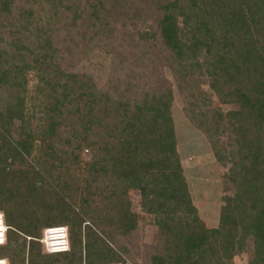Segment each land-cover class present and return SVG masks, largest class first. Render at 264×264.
Masks as SVG:
<instances>
[{"label": "trees", "instance_id": "16d2710c", "mask_svg": "<svg viewBox=\"0 0 264 264\" xmlns=\"http://www.w3.org/2000/svg\"><path fill=\"white\" fill-rule=\"evenodd\" d=\"M32 1L34 10L33 2L0 0V210L8 226L0 257L9 264H124L98 228H136L128 198L134 189L165 237L164 252L151 264H233L249 243L251 264H264V0L156 5L177 79L206 75L218 100L232 106L210 111L204 95H193L192 107L199 108L193 123L208 136L217 161L229 165L224 188L230 193L214 228L199 219L183 174L171 89L135 97L124 89L113 97L90 76L63 69L46 12L68 8L76 19L81 4ZM85 4L92 25L104 21L102 0ZM223 134L227 148L218 144ZM83 146L91 155L82 165ZM72 169L80 176L76 183ZM68 188L81 192V203L66 195ZM56 225L67 226L70 250L42 253V229Z\"/></svg>", "mask_w": 264, "mask_h": 264}, {"label": "rangeland", "instance_id": "374dc122", "mask_svg": "<svg viewBox=\"0 0 264 264\" xmlns=\"http://www.w3.org/2000/svg\"><path fill=\"white\" fill-rule=\"evenodd\" d=\"M102 1L108 12L104 21L95 26L89 21L90 7L85 4V0L67 2L71 5L76 3L75 6L81 4L82 10L76 19L72 18V9L68 8L57 7L46 12V15L53 18L49 26L53 43L58 50V63L67 71L90 76L97 88L113 97L124 89L129 97L140 96L145 91L162 92L166 88L171 89L177 150L188 190L205 227H217L223 196L230 193L224 188L227 186L225 174L229 165L217 161L208 136L193 123L199 110L192 107L193 95H204V104L210 111H226L232 106L218 100L209 88L206 75L195 74V79L189 78L190 82L177 79L174 56L163 45L157 26L160 13L156 5L159 0ZM16 2L23 4L33 1ZM32 4L30 7L34 10L35 4ZM28 80L32 95L36 84L33 73L28 76ZM228 143L226 134L218 140V144L225 148ZM90 155L89 147L83 146L79 150L82 165L90 161ZM66 175L68 172L64 170L62 176ZM69 178L76 183L75 180L80 176L72 169ZM72 194L80 200L81 192L66 193ZM128 198L138 215L136 228L123 232L117 225L109 224L100 225L98 229L105 241L118 251L124 264H151L153 255L164 252L165 237L154 223L153 216L142 210L138 191L130 189ZM114 199L115 197L112 200ZM79 203L81 200L76 204ZM86 220L90 225H95L89 218ZM41 251L45 253L42 247ZM252 257V243H249L243 252L233 257L232 263L251 264Z\"/></svg>", "mask_w": 264, "mask_h": 264}, {"label": "built area", "instance_id": "2783aa9c", "mask_svg": "<svg viewBox=\"0 0 264 264\" xmlns=\"http://www.w3.org/2000/svg\"><path fill=\"white\" fill-rule=\"evenodd\" d=\"M7 228L5 216L0 211V246L7 242ZM43 252L47 254L65 253L70 250L69 231L65 225L47 226L42 229L39 239ZM0 264H9L7 258L0 257ZM120 264V263H106Z\"/></svg>", "mask_w": 264, "mask_h": 264}]
</instances>
